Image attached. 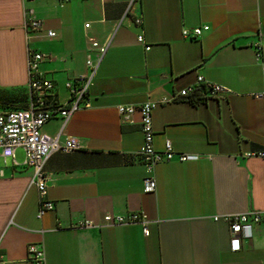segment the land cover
Wrapping results in <instances>:
<instances>
[{
  "label": "crops",
  "instance_id": "obj_1",
  "mask_svg": "<svg viewBox=\"0 0 264 264\" xmlns=\"http://www.w3.org/2000/svg\"><path fill=\"white\" fill-rule=\"evenodd\" d=\"M128 1L0 0L2 106L27 102L28 49L48 54L40 69L65 103L66 83L97 57L91 41L107 45L90 105L66 123L55 116L42 126L61 142L72 136L81 144L44 164L51 210L37 215L40 196L22 149L14 159L0 156V260L34 264L27 246L38 243L44 264H264V157L245 156L264 151V98L256 96L264 92V0H140L127 11ZM26 15L41 30L26 28ZM202 25L209 29L198 37L183 36L182 29ZM198 76L228 91L199 104L157 105L154 148L163 151L169 140L190 159L158 163L156 188L144 192L140 114L122 122L117 107L169 97ZM247 211H259L260 222L232 250L225 216ZM131 212L150 220L147 236L137 223L104 224L106 214Z\"/></svg>",
  "mask_w": 264,
  "mask_h": 264
},
{
  "label": "built area",
  "instance_id": "obj_2",
  "mask_svg": "<svg viewBox=\"0 0 264 264\" xmlns=\"http://www.w3.org/2000/svg\"><path fill=\"white\" fill-rule=\"evenodd\" d=\"M66 2L68 0H61ZM140 0H129L127 11H130ZM134 21L137 24L142 23V18L136 17ZM89 24H85L88 27ZM26 28L39 31L42 28V22L36 18L26 15ZM208 25H202L192 28L182 29L184 37L196 38L203 31L208 30ZM55 32L46 31L48 37H54ZM137 40L144 43L142 34L137 35ZM91 46L97 50L98 54L95 60L87 58V72L76 76L72 81L66 83L69 91V99L65 103L56 101V107L52 106V101L56 100L53 92L54 83L46 77L40 69V64L48 58V54L40 50H27V71H28V95L29 100L24 108L8 109L0 107V156L4 158L15 157V150L22 149L24 155V165L31 167L33 173L30 183L34 184L40 196L38 217H41L46 211L53 208L52 202L45 197L47 186L44 180L43 169L49 156L57 151L72 152L81 148V144L76 137H68L63 142L59 141L58 136H51L42 131V126L49 119L60 116L63 123H66L70 116L90 105L89 88L97 68L106 52L107 45H99L97 41H91ZM150 46L146 45L145 49ZM257 56L261 55V46L255 45ZM228 90L214 82L198 76L195 84L179 90L169 97H163L158 101L148 100L140 105H118L117 112L122 122H130L133 115L138 112L141 118V131L143 142L140 149V157L145 167L146 174L142 179L144 192H152L156 188V179L154 175L155 166L163 161H171L176 158L179 161H186L190 157L183 153H176L173 150L169 140L165 141L163 151H157L153 145L154 131L152 126V112L158 104L186 100L187 96L194 92L201 93L200 103L205 102L210 97L227 92ZM257 97L264 98L263 93H257ZM245 156L264 157V151H248ZM261 215L259 211H247L234 213L225 216L229 223L230 243L232 250H239L241 241L245 237H250L254 224L260 222ZM104 224L108 226L140 224L144 235L149 234L148 225L150 220L143 212H131L127 215H110L103 217ZM82 226H94L89 221H84ZM99 227L102 225H98ZM27 259L34 264H44L45 252L41 244L30 243L27 246ZM0 264L3 261L0 260Z\"/></svg>",
  "mask_w": 264,
  "mask_h": 264
},
{
  "label": "trees",
  "instance_id": "obj_3",
  "mask_svg": "<svg viewBox=\"0 0 264 264\" xmlns=\"http://www.w3.org/2000/svg\"><path fill=\"white\" fill-rule=\"evenodd\" d=\"M200 99H201V93L200 92H194V93H191L190 95H188L186 100L191 102V103H194V104H199ZM28 100H29V95L27 94V102L25 105H23L21 107H7V106H2V105H0V107L4 108V109L5 108H8V109L24 108V107H26ZM56 105H57L56 100H53L52 106L56 107Z\"/></svg>",
  "mask_w": 264,
  "mask_h": 264
},
{
  "label": "rangeland",
  "instance_id": "obj_4",
  "mask_svg": "<svg viewBox=\"0 0 264 264\" xmlns=\"http://www.w3.org/2000/svg\"><path fill=\"white\" fill-rule=\"evenodd\" d=\"M0 163H1V164H4L2 159H0Z\"/></svg>",
  "mask_w": 264,
  "mask_h": 264
}]
</instances>
